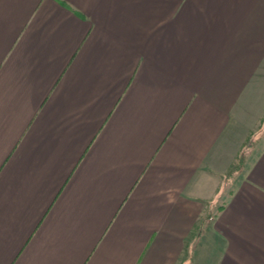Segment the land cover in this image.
I'll return each instance as SVG.
<instances>
[{"label":"crops","instance_id":"1","mask_svg":"<svg viewBox=\"0 0 264 264\" xmlns=\"http://www.w3.org/2000/svg\"><path fill=\"white\" fill-rule=\"evenodd\" d=\"M0 264H264V0H0Z\"/></svg>","mask_w":264,"mask_h":264},{"label":"rangeland","instance_id":"2","mask_svg":"<svg viewBox=\"0 0 264 264\" xmlns=\"http://www.w3.org/2000/svg\"><path fill=\"white\" fill-rule=\"evenodd\" d=\"M258 135H259V133L254 132V133H253V138H258ZM256 149H257V147H256L255 145H251V144H250L246 149H244V150H245L244 153H246V157L248 158V156L251 155V154L253 153V151L256 150ZM247 158H246V159H247ZM218 201H219V202L222 201L221 197L218 198ZM219 202H216V203L211 207V208L213 209L212 212L215 211L214 209H216V207L218 206V203H219ZM212 212H211V213H212ZM205 224H206V223H205ZM205 224H204V222H202V225H201V228H200V229H204V230H205V226H206ZM210 246L213 248V245H212V244H211ZM205 247H208V244L205 245Z\"/></svg>","mask_w":264,"mask_h":264},{"label":"trees","instance_id":"3","mask_svg":"<svg viewBox=\"0 0 264 264\" xmlns=\"http://www.w3.org/2000/svg\"><path fill=\"white\" fill-rule=\"evenodd\" d=\"M244 159H242L241 164L243 163ZM242 166V165H241Z\"/></svg>","mask_w":264,"mask_h":264}]
</instances>
